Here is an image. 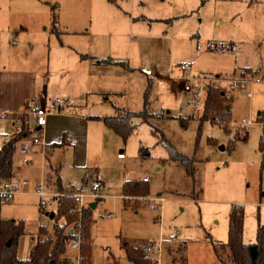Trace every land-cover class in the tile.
<instances>
[{
	"label": "rangeland",
	"instance_id": "obj_1",
	"mask_svg": "<svg viewBox=\"0 0 264 264\" xmlns=\"http://www.w3.org/2000/svg\"><path fill=\"white\" fill-rule=\"evenodd\" d=\"M54 11L59 16L56 25L52 24ZM78 52L138 67L133 71L122 66L104 68L103 84L108 90L85 93L82 79L75 77L78 67L72 62ZM14 58L33 61L41 87L50 86L58 97H67L65 83L77 80L71 95L81 99L74 106L77 113L66 110L73 118L69 123L59 119L69 129L59 142L47 143L52 151L47 157L45 148V162L43 149L36 154L25 152L29 155L19 150L15 156L18 177L30 184L27 193L3 200L1 215L25 221L21 238L25 237L26 249L31 236L39 235L40 226L49 234L54 232L57 220L49 212L57 210L59 196L72 192L51 185L60 175L69 186L78 188L87 182L83 191L97 181L104 184L100 193L105 199L94 210L89 264H131L125 244L142 248L158 240L161 233L164 264H233L230 249L220 248V259L214 245L228 241L229 216L236 204L244 209V241L256 242L258 223L264 224V151L260 148L264 133V0H0V71ZM63 61L69 66H63ZM181 63L190 64L187 75L208 74L218 79L211 85L217 91L227 89L226 81L232 77H249L251 73L243 71L246 67L261 69L263 80L250 86L251 98L239 90L225 95L223 104L232 101L230 120L201 124L205 111L194 112L186 103L177 67ZM147 88V108L153 112L148 122L133 118L137 127L124 141L102 121H92L86 144L82 121L87 119L86 113L113 115L118 108L123 115L140 111ZM74 117L81 131L77 141L70 134ZM243 119L252 121L245 139L238 129ZM163 135L178 151L195 157L194 176L170 158ZM121 151L124 159L118 156ZM27 156H32V167L23 164ZM125 176L150 177L146 198L131 197L126 205L121 197ZM41 183L46 192L43 197L36 192ZM158 197H165L162 207ZM75 223L73 219L70 227ZM172 231H179L175 241L169 239ZM70 250L74 255L69 262L78 264V252ZM81 255L80 264H88L82 250Z\"/></svg>",
	"mask_w": 264,
	"mask_h": 264
},
{
	"label": "trees",
	"instance_id": "obj_2",
	"mask_svg": "<svg viewBox=\"0 0 264 264\" xmlns=\"http://www.w3.org/2000/svg\"><path fill=\"white\" fill-rule=\"evenodd\" d=\"M54 25L58 23L56 13L53 15ZM58 31V29H54ZM102 60H99L101 62ZM109 60H106V62ZM119 64H125V62H117ZM245 72L255 74L251 69H246ZM151 85V81L149 82ZM150 89L145 91V104L144 108L140 111H127L125 115L118 113L112 116H95L102 121L118 135H120L124 141H127L129 136L137 127L136 123L132 122L133 118H140L143 122L149 121L152 117L151 112L147 108L149 103L148 95ZM225 95L223 91H217L214 86H211L208 91L207 104L205 107V114L200 118L201 124L204 121H211L212 123H224L231 119L230 113L223 104ZM123 112V111H122ZM151 114V115H150ZM212 117H209L210 115ZM260 118V117H259ZM186 119H182V124L186 125ZM263 121V119H258ZM21 135V134H20ZM19 136L12 138L6 142L0 151V184L3 180L9 179L13 176V155L15 152V143L19 139ZM169 156L172 160L177 161L180 165L185 167L188 175L194 176L196 168L194 163L196 159L194 156H189L176 149V147L162 136ZM260 148L264 151V133L260 139ZM145 150V149H144ZM264 170V157L262 162V171ZM123 193L125 195L126 205L129 204L131 197L146 198L149 194L147 183L138 182L136 180H127L123 187ZM72 197L69 194L59 196L57 200V210L54 212L52 219L57 220L54 224V232L49 234L46 228L40 226L39 236L37 244L31 253L30 258L20 259L17 256L18 244L21 235L25 233L26 223L23 220H16L12 218H4L1 215V208L4 204L2 196L0 195V264H71L67 258L63 255L66 253L70 234L68 228L70 226L72 217L67 216V221L61 220L67 214V211L72 204ZM40 211L44 212L43 206L40 203ZM51 215V212H49ZM244 209L242 205H235L229 216V236L226 244L220 243L214 245V250L217 256L222 259L220 248L230 249L231 260L233 264H264V224L258 223L256 242L246 243L243 240L244 234ZM70 218V219H69ZM94 225L93 209L91 207L86 208L83 217V236L85 241L82 244V252L86 258V262L89 264L91 260V245L88 242L91 236V230ZM11 244L8 245V242ZM125 250L129 261L133 264H148L149 260L142 254V248L140 246L135 247L130 244H125ZM116 264V263H115Z\"/></svg>",
	"mask_w": 264,
	"mask_h": 264
},
{
	"label": "crops",
	"instance_id": "obj_3",
	"mask_svg": "<svg viewBox=\"0 0 264 264\" xmlns=\"http://www.w3.org/2000/svg\"><path fill=\"white\" fill-rule=\"evenodd\" d=\"M9 2L10 3H14V2L23 3V2H25V0H9ZM55 13L57 15V20H58L59 16H58V13L56 11H54V13L52 12V17ZM53 22H54V18H52V24L54 25ZM21 28H26V27L21 26ZM99 60H102V61L99 62ZM106 60H109V61L106 62ZM72 62L75 63L78 67V75H76L75 77L82 79V84L86 88L85 93H90L93 91L103 93V91L108 90L104 87V84H103L104 79H103L102 75L104 72L102 69H104V68H109V66H122L125 69H131L133 71V70H137V67H138V66L132 67V66H130V63L126 64V62H125V64L117 63V62H124L121 60H116V59H112V58L107 59V58H104V57H101V56H98L95 54H84V53L80 54L79 52L77 53V57L74 56V59ZM32 64H33V61H31V60H28V59L23 60V59L14 58L12 61H9L7 63V67H4V69L0 71V151L2 150V148L6 142L10 141L12 138L19 136L21 134L19 139L15 143V152L13 155V176L11 178L5 179V180H10V179H14V178L20 179L18 177L20 166H15V156L17 155V152L19 150H20V152H23L24 155H29V154L25 153V150L28 146V147H31L33 149V151L35 152L34 154L41 152L42 147L40 145L34 144V139L36 137H41L44 139L45 148H46V156L48 157V154L52 150L50 147H47V143L49 142V144H51L52 142H56V143L59 142L61 139H63L62 138L63 133L66 132L64 130L69 129V128H67V127H69V125L64 124L62 122H59L60 121L59 119L66 118L67 123H69L71 121V119H73V118H71L70 116H67V112L77 113V110L75 109L74 106L80 105L79 102H81L80 97L71 95L73 87L76 84H78L77 80H73V81L71 80V81L65 83L66 84L65 85V92L68 93L67 97L66 96L64 98L58 97L57 94H59V93H54L53 90L50 89V86L44 85L45 88L41 87L42 81H40L38 79L39 78V74L37 71L38 67L37 66L33 67ZM63 66H69L68 61H63ZM246 69H251L253 72H255V75H258V77H261L260 73L263 72L261 69L254 70V69L249 68V67H246ZM246 69H244L243 71L245 72ZM109 71H114V70H109ZM110 75H112V74H109V76ZM262 80H263V78L261 77V81ZM150 81L151 82L153 81L152 78H149V82ZM260 82H258V83H260ZM48 84H49V80H48ZM61 100L65 104L64 111H61L59 109L60 108L59 105H60ZM232 100H233V98H232ZM186 103H189L188 100ZM231 103H232V101H231ZM231 103L230 102L225 103L226 104L225 107L227 110H230L232 108ZM38 105H42V106L46 105L45 108L49 111V114L47 116V122L43 128H39L37 126L36 120L29 113V110L31 107L38 106ZM71 107H73V109H71ZM66 110H69V111L66 112ZM121 111H123V110H121ZM119 112H120V109L118 108V113ZM118 113H116V114H118ZM151 113H153V112H151ZM3 114H6V115H3ZM116 114H113V115H116ZM85 115L88 117H87V119L82 118V121H85L83 124L84 125V131H83L84 136H83V138H85L86 144H87L89 141L90 135H91L90 131H89L90 123L92 125V121H102V119H97L95 116L104 117V116H112V115H108V114L107 115H100L97 113H90V114L86 113ZM55 120H56V122H55ZM74 120H75V123H74L75 127H73V131H70V134L72 135L73 140L77 141V139H75V137L76 136L80 137L77 134H80L81 131L77 130V128H76L77 122L79 120L76 117H74ZM80 121H81V118H80ZM87 123H88V125H87ZM106 127H108V126L106 125ZM24 128L26 131H24ZM109 129H111V128H109ZM32 136H33V140H30L32 138ZM122 152L123 151H121V153ZM44 154H45V149H44V151L41 152L43 162H45ZM26 158H29L30 162H32V160H31L32 156H27ZM124 158H120V159H124ZM24 166H31L32 167V163H31V165L30 164L29 165L24 164ZM44 170H46V166H44V164H43L41 177H43L44 181L40 179L39 182H41V181L45 182V174L43 175ZM58 179H59V180H57L58 182L54 181L51 184V185L54 184V186L56 187V189L58 191H63V189L65 190L67 188H70L69 190H71V191H80V190L86 189V187L88 186L87 182H84V185H82L81 187H78V188L75 187L74 185L69 186L63 181V178L61 175L58 176ZM5 180H3V181H5ZM127 180H136L138 182L142 181L141 178L140 179H131L130 177L125 176L122 180L123 187H124V184ZM142 182H145V181H142ZM149 182H150V180L145 182V183H149ZM48 186H50V185H48ZM51 190H54V189L51 188ZM27 192L28 191H26L25 193H27ZM121 197L123 199L125 197L123 192L121 193ZM158 198H160V197H158ZM158 198H157V200H158ZM163 198H165V197H163ZM104 199H105V197H101V199L96 201V207L93 209V217H94V210L97 208L98 202L103 201ZM158 202H159V200H158ZM4 218H6V217H4ZM94 224H95V219H94ZM91 236H92V230H91ZM91 236H90V239L88 240L90 245H92V242H91L92 237ZM22 238L20 237V239H19L17 256L20 259H28V258H30L31 253L34 250L40 236L39 235L38 236L37 235L31 236L30 243L29 244L27 243V249H26L25 237L23 238V240H21ZM243 240H244V238H243ZM20 241L22 244L21 249H20ZM223 243L226 244L227 242H223ZM70 249H69V247L66 249V253L63 255L64 258H67V259L73 258L74 254L71 253ZM129 263L133 264L131 261H129ZM116 264H117V262H116Z\"/></svg>",
	"mask_w": 264,
	"mask_h": 264
},
{
	"label": "built area",
	"instance_id": "obj_4",
	"mask_svg": "<svg viewBox=\"0 0 264 264\" xmlns=\"http://www.w3.org/2000/svg\"><path fill=\"white\" fill-rule=\"evenodd\" d=\"M180 71V79L182 80L183 90L188 97V102L192 105L194 112H203L205 110L207 104V96L210 86L213 83L219 81L218 79L212 78V76L208 74H199V75H187L186 72L191 67L188 63H181L177 66ZM261 81V77L258 75L251 74L249 77L244 75H239L230 78L227 80V89L223 90L224 95L233 94L234 91L239 90L243 92L248 98L252 97V91L250 90V86L253 83H258ZM59 109L64 111L65 104L61 100ZM29 113L36 120V124L39 128H43L47 122V116L49 111L45 108V106L38 105L31 107ZM6 115V114H3ZM252 123L249 119H243L238 123L239 135L241 138H246L248 136L247 128ZM34 144L42 146V149H45V141L41 137H36L34 139ZM26 153H33V149L31 147H27L25 150ZM120 158H124V153L119 154ZM23 163L26 165H31L29 158H24ZM142 181H149V176H143L141 178ZM30 181L28 179H10L5 180L0 184V195L4 201H11L16 195L22 194L26 192V189L29 187ZM104 188V184L102 182H95L91 185V188L87 191H72L69 194L73 201L70 205L67 214L64 217V221H67V216L72 217L76 220L74 226L68 229V233L70 234V239L68 241V247L78 252L77 263L80 264L82 260L81 250L82 244L85 241L83 236V217L85 214L86 208L90 207L92 202H95L98 198H101V191ZM37 194L41 197L46 195L45 190L43 189V184H40V187L36 190ZM62 194V195H65ZM160 207L165 200V198H158ZM45 202H41L42 206H45ZM112 213H110V216ZM70 219V218H69ZM179 231H172L169 234V239L175 241L178 238ZM163 234H160V238L158 240H153L147 242L142 247V254L145 258L149 260L148 264H164L163 259V251H164V240Z\"/></svg>",
	"mask_w": 264,
	"mask_h": 264
},
{
	"label": "water",
	"instance_id": "obj_5",
	"mask_svg": "<svg viewBox=\"0 0 264 264\" xmlns=\"http://www.w3.org/2000/svg\"><path fill=\"white\" fill-rule=\"evenodd\" d=\"M222 149H223V148H222ZM90 207H91L92 209H94V208L96 207V202H92V203L90 204ZM50 216H51V218H53L54 213L52 212ZM10 244H11V241L8 242V245H10Z\"/></svg>",
	"mask_w": 264,
	"mask_h": 264
}]
</instances>
